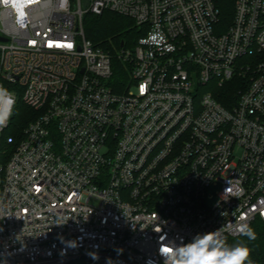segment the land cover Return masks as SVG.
Masks as SVG:
<instances>
[{
	"label": "built area",
	"instance_id": "2783aa9c",
	"mask_svg": "<svg viewBox=\"0 0 264 264\" xmlns=\"http://www.w3.org/2000/svg\"><path fill=\"white\" fill-rule=\"evenodd\" d=\"M2 2L29 20L17 31L0 8L14 101L0 124V264H146L163 233L237 239L264 224V0ZM105 12L143 35L116 54L95 47L85 17ZM115 59L129 73L118 92ZM235 77L230 107L201 92ZM20 114L21 138L8 133Z\"/></svg>",
	"mask_w": 264,
	"mask_h": 264
},
{
	"label": "clouds",
	"instance_id": "9594fccd",
	"mask_svg": "<svg viewBox=\"0 0 264 264\" xmlns=\"http://www.w3.org/2000/svg\"><path fill=\"white\" fill-rule=\"evenodd\" d=\"M63 2L67 5V0ZM0 8L12 11L13 23L17 31H23L28 27L27 13L17 20L14 18L16 14L11 4L5 6L0 0ZM5 103L7 104L6 112L4 111ZM12 103L14 101L8 94V90L0 86V124H3L10 115ZM240 234L249 240L255 239L254 230L248 225L240 228ZM58 239L62 244L72 248L77 247L79 243L76 239L66 240L63 236H58ZM157 243L159 245L155 254L157 258L149 257L146 264H254L250 258L249 247L242 241L228 244L221 228L211 232L197 233L188 241L179 234L169 239L167 233H163L159 236ZM116 251L118 254L122 253V249H116ZM60 255H66V251L62 250ZM88 255L94 261L99 260L98 252H89ZM107 264H113L111 258H108Z\"/></svg>",
	"mask_w": 264,
	"mask_h": 264
},
{
	"label": "trees",
	"instance_id": "16d2710c",
	"mask_svg": "<svg viewBox=\"0 0 264 264\" xmlns=\"http://www.w3.org/2000/svg\"><path fill=\"white\" fill-rule=\"evenodd\" d=\"M231 11L228 9L223 10V20L225 24H229L231 18ZM84 29L86 38L90 40L95 47H100L106 51L116 54L117 50L121 48L124 43L125 47L129 46V41L135 42L136 38L143 35V32L136 26L132 19L118 16L114 13L105 12L101 16L87 15L85 17ZM113 42L114 44H112ZM115 45V46H113ZM133 45V44H132ZM115 73L113 77V87L115 91H120L118 85H125L129 73L126 67L117 59L114 62ZM241 77H235L234 81L225 85L222 88L216 89L213 92L214 97L219 103L225 107H230V103H235L239 99V86L242 84ZM18 107L24 112H30L29 109L20 100ZM20 128H12L8 131L9 134H18L21 138L24 131V124L22 122V114L19 115ZM255 233V239L249 240L243 236L241 238L232 239L227 238L228 244H234L238 241L245 243L251 251V260L254 264H264V224L256 221L252 225ZM70 264H91L86 260H76Z\"/></svg>",
	"mask_w": 264,
	"mask_h": 264
},
{
	"label": "rangeland",
	"instance_id": "374dc122",
	"mask_svg": "<svg viewBox=\"0 0 264 264\" xmlns=\"http://www.w3.org/2000/svg\"><path fill=\"white\" fill-rule=\"evenodd\" d=\"M117 15V14H116ZM118 16H121V15H118ZM121 17H124V16H121ZM127 19V17H125ZM129 19V18H128ZM133 21V20H132ZM112 44H114L113 42H111ZM133 44V40L131 42V40L129 41V46L128 47H131ZM115 46V45H113ZM216 89L214 88V86L210 85V86H206V87H203L201 88V92L202 94H206V93H212V92H215Z\"/></svg>",
	"mask_w": 264,
	"mask_h": 264
}]
</instances>
